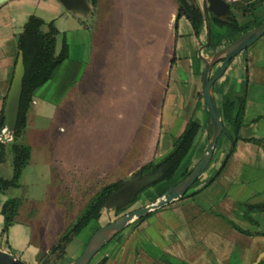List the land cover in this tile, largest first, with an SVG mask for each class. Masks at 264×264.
<instances>
[{"label":"crops","instance_id":"obj_1","mask_svg":"<svg viewBox=\"0 0 264 264\" xmlns=\"http://www.w3.org/2000/svg\"><path fill=\"white\" fill-rule=\"evenodd\" d=\"M224 1L234 16H242L241 7L254 0ZM155 2L167 6L165 34L150 39L146 32L144 39L135 38L133 48L129 37L141 35L142 29L118 28L116 22L112 26L114 15L119 16L120 0H96L86 19L66 11L56 0H8L0 5V110L18 52L16 38L29 15L52 21L57 30L51 58L63 43L66 46V57L56 73L31 94L20 137L29 147V161L21 172L19 186L0 191V206L8 197L20 198L15 221L0 233V250L35 264L37 256H43L49 247L47 235L40 232L37 236L33 229L37 211L60 204L67 183L78 189L84 176L107 181L127 177L144 163L159 159L168 152L188 118L199 124L187 154L192 167L202 157L210 125L200 93L203 62L199 55L208 57L230 40L222 39L215 28L217 42L199 51L206 32L195 35L184 15L177 18L173 29L175 1ZM96 11L101 17L93 26ZM253 11H261L262 23L264 0ZM106 22L109 25L104 29L102 23ZM239 54L229 60L211 87L218 106L228 89L240 90L246 76L238 139L222 170L195 194L129 222L95 254L91 264H250L258 258L257 264H264V234H244L232 227L264 231L260 227L264 212L250 213L257 226L243 217V205L264 202V34ZM218 65L209 69V75ZM57 118L65 128L56 126ZM85 126L92 149L87 147L90 162L82 166L79 159L85 153L81 139ZM57 145L59 155L54 160ZM229 147V138L223 134L217 161L206 173L212 175ZM69 154L70 160L66 157ZM10 158L6 146L0 152L1 178L11 176ZM57 160L63 167L60 173ZM41 162L48 164L49 177L39 184L33 177ZM34 204H38V210ZM2 222L0 214V230Z\"/></svg>","mask_w":264,"mask_h":264},{"label":"trees","instance_id":"obj_2","mask_svg":"<svg viewBox=\"0 0 264 264\" xmlns=\"http://www.w3.org/2000/svg\"><path fill=\"white\" fill-rule=\"evenodd\" d=\"M88 1L91 6H94L96 3V0ZM174 1L176 3V14L173 22V29L176 28L177 18L183 15V9H185L188 14L187 19L192 28V31L195 35H198L203 29V15L200 8L189 0ZM261 1L262 0H254L250 3L245 4L240 9L242 15L244 17H249L254 10L255 5L257 3H260ZM228 7L229 17L227 18V20L220 21L214 18L211 20V22L215 26L226 27L231 32L242 34L250 30L251 28L261 24L259 22H256L255 18L253 17L243 22H239L231 13L229 5ZM56 32L57 30L55 29L52 21L44 22L42 19L34 15H29L22 25L21 31L17 35L16 45L17 49L22 52L24 75L22 80V90L19 99L15 127L12 133V141L7 145V150L11 155V177L9 179L0 178V191H3L8 187L19 186L18 180L21 172L29 161V147L21 142L20 137L25 128L26 112L29 106L31 94L35 88L53 77L58 69L60 62L66 57V46L63 43L57 55L54 58H51L50 50L52 47L53 36L56 34ZM245 92L246 76L243 79L240 90L238 92H232L230 89H228V93L226 94L227 97L223 98L220 104L216 106L225 131V133L221 134L227 135L230 141V147L224 154L225 158H222L221 162L214 170L212 175L209 176V178L206 179L203 183H201V185L197 189L192 190L189 194L185 193L183 197L195 194L197 191L209 184L222 170L225 161L233 150L234 142L238 139V129L242 123ZM229 97H231L232 99ZM2 125L3 116L1 108L0 128L2 127ZM198 128V122L195 119L188 118L180 133L172 141L171 147L168 152L159 159L150 160L141 165L136 170V175L141 176L156 171L160 168L162 170L161 178L148 186H151L159 181L170 179L187 156L193 144ZM3 148L4 147L1 146V153L3 151ZM191 169L192 168L185 171L182 174L181 179H183ZM120 183L121 180L104 184L96 192H94L91 197L88 198L86 203L82 206V208L74 218V221L57 236L56 240L50 246L49 252L54 255L56 259H59L63 255L65 245L71 240L74 235H76L82 228H84L91 220L95 221L98 219L105 199L119 187ZM135 198L136 195L133 197L131 203L134 202ZM19 204V197H8L2 202L0 206V214L3 218L2 227L0 230L1 234H4L7 231V228L15 221V216ZM243 207V217L252 225L257 226L258 221L253 219L250 216V213L264 212V202L256 205H243ZM118 210L121 209H115V211ZM232 227L244 234H264V231L252 232L243 230L234 224H232ZM40 257L41 255L39 254L37 256V260Z\"/></svg>","mask_w":264,"mask_h":264},{"label":"water","instance_id":"obj_3","mask_svg":"<svg viewBox=\"0 0 264 264\" xmlns=\"http://www.w3.org/2000/svg\"><path fill=\"white\" fill-rule=\"evenodd\" d=\"M8 0H0V5ZM66 11L82 18L89 17L92 6L88 0H56ZM192 2V0H189ZM200 9L205 19L206 25V41L199 48V51L209 44V19H218L220 21L227 20L229 14V7L224 0H201ZM183 14L188 16L185 9ZM264 34V21L251 28L250 30L242 33L232 41L228 42L224 46L220 47L208 57H202L199 55V59L203 62V68L201 73L200 93L206 105L208 111L210 135L208 137L204 153L200 160L192 167L190 172L179 182L168 187L159 196L150 201L149 203L140 207L129 210L121 215L117 216L113 220L105 223L104 225L96 228L86 244L84 245L80 254L70 264H88L91 258L116 234H118L129 222L140 218L152 210L160 208L164 205L171 203L173 200L181 199L187 192L188 188L194 183L209 164L214 146L217 138L221 133H225L223 124L214 103L211 87L216 79H218L230 59H232L241 50L248 47L251 43L257 40ZM219 63L218 68L209 75V69ZM24 75V66L22 52L18 50L12 78L9 88L7 90L3 106L2 116L4 131L0 133L1 139L6 140L12 135L15 127L20 94L22 90V80ZM0 139V152L1 146L6 147L9 143H5ZM225 158V157H224ZM162 176V170L159 168L156 171L147 173L144 175H136L135 173L129 174L126 178L121 180L119 187L113 191L104 201L103 208L105 209H125L131 205V201L135 195L148 185L158 181ZM53 255L50 252H46L35 264H49L47 259ZM258 259L254 260L250 264H257ZM0 264H31L26 263L16 257L13 253L0 250Z\"/></svg>","mask_w":264,"mask_h":264},{"label":"rangeland","instance_id":"obj_4","mask_svg":"<svg viewBox=\"0 0 264 264\" xmlns=\"http://www.w3.org/2000/svg\"><path fill=\"white\" fill-rule=\"evenodd\" d=\"M138 2H135V0H120L119 8L120 10L118 11L117 9V14L119 12V16L117 15L115 17L114 15V21L112 26H114L116 23V27H131V28H136L139 31L142 29V34L140 35L139 33H136L133 37H129V42L131 43V47L133 48L132 45H136L137 41L135 38H139V36H142L143 39L146 36V32L148 33V37L150 39L155 38L156 36H164L165 34V27H166V4H163L164 6H160V4H157L155 0H137ZM200 1L201 0H192V2L200 8ZM139 4V5H138ZM258 4V3H257ZM114 8V7H113ZM115 9V8H114ZM231 9V7H230ZM141 11V12H140ZM231 13H235L230 10ZM114 12V11H113ZM104 12H102V15ZM94 15V17H93ZM92 15L93 20L91 21V24L94 26L95 23H98L100 20V17L98 12H94ZM98 15L97 17H95ZM235 18L239 22H243L249 18H255L256 22H259L263 20V14L261 11H252L251 15L249 17H244L243 15L241 16L240 14H236ZM107 17V15H106ZM103 20V19H102ZM107 21V19H106ZM104 22V21H103ZM116 22V23H115ZM108 23L106 24L102 23V27L106 29L108 27ZM204 28V26H203ZM217 28L220 30L221 37L222 39L225 38L226 40L232 41L236 37H238L237 33L234 32H229L226 27H217L215 26L211 21L209 22V46H213L215 42V36H214V29ZM204 34V31L206 32V28L201 30ZM205 41L207 38V35L205 33ZM220 41V39L218 40ZM122 42H125L122 40ZM205 43V42H204ZM240 53V52H239ZM236 54L235 57H239L240 54ZM238 69L240 70V67L238 66ZM224 72V71H223ZM223 74V73H222ZM240 74V71H239ZM241 75V74H240ZM56 121V126L59 127L60 125L64 127L63 124L60 123L58 118L55 120ZM209 130L207 131V136L209 137ZM57 135H60V133L57 131ZM223 137V134H221L215 143V147L213 150V157L211 158L207 168L203 171V173L200 175L199 178H197L194 183L188 188L187 194H189L192 190L196 189L203 183L208 177L210 176V172L206 173L210 167L217 161L216 158V152H217V146L219 142L221 141ZM83 143H84V149L85 153L83 155V158L80 157L79 159V164H82V166L88 164L90 161V157H87V147L92 149V138L91 135H88V129L87 126L84 127L83 129V136L81 137ZM208 140V139H207ZM70 153V152H69ZM59 155V146H55L54 151H53V158L56 160V156ZM70 155L68 160H70ZM190 156H186L183 162L179 165L178 169L175 171L173 176L168 179V180H163L159 181L151 186L145 187L141 191H139L136 195V198L131 205L125 209H121L118 211H115V209H105L102 208L99 213V217L97 220L93 221L91 220L84 228H82L76 235H74L69 242L65 245L64 253L63 255L59 258L56 259L54 255L52 257H49L47 259V262L50 261L49 264H70L82 251L84 245L86 244L87 240L89 239L90 235L92 232L104 225L105 223L113 220L117 216L121 215L122 213H125L129 210H132L134 208L142 206L146 202H150L153 199H155L157 196H159L163 191H165L168 187L174 185L177 183L179 180H181L182 174L187 171L188 169L192 168L191 163L189 162ZM53 160V161H54ZM66 161L69 163V161ZM58 162H55V165L58 168V172L60 173L62 171L61 169V164L59 160ZM194 167V166H193ZM63 168V167H62ZM136 171V170H135ZM134 171V172H135ZM133 172V173H134ZM207 174V175H206ZM206 175V176H204ZM38 176V177H37ZM37 176L35 175L33 177L34 180H37L39 184L45 183L48 180L49 177V170H48V164L46 163H39L37 166ZM126 177H115L114 179H103V178H95V177H87L84 176L83 178L79 179L81 181V185H78V189H76L72 184L67 183L69 180H67V185L68 187L64 188L66 189L65 192H63V201L60 202V207L56 204V206L53 208H48L43 211L38 210L36 207L37 205L34 204V212L35 213V219H36V227L33 228L35 230L36 235L41 232V234H44L43 236L47 235L49 247L46 249V252L49 251L50 246L52 245L53 241L51 242L53 238H57V236L65 230V228L70 225L73 221L82 206L86 203L89 197L93 195L94 192H96L102 185L107 184V183H112L114 181L118 180H123ZM64 191V190H62ZM54 196V195H53ZM43 203H50L49 201L42 200ZM54 205V204H53ZM259 213V212H255ZM257 216H260L259 214H256ZM258 218V217H257ZM134 221V220H132ZM261 228H264V224L260 225ZM46 239V237H45ZM55 241V240H54ZM46 243L43 242V246ZM45 248V247H44ZM45 254V253H44ZM42 257V256H41ZM40 257V258H41ZM96 256L94 255L91 260L89 261L88 264H91L93 259ZM19 258V257H18ZM39 258V259H40ZM38 259V260H39ZM23 260V259H21ZM37 260V261H38ZM36 261V262H37ZM26 262V261H25Z\"/></svg>","mask_w":264,"mask_h":264},{"label":"flooded vegetation","instance_id":"obj_5","mask_svg":"<svg viewBox=\"0 0 264 264\" xmlns=\"http://www.w3.org/2000/svg\"><path fill=\"white\" fill-rule=\"evenodd\" d=\"M201 10V9H200ZM202 12V11H201ZM184 15V14H183ZM203 15V14H202ZM185 16V15H184ZM187 17V16H186ZM228 17H229V14H228ZM227 17V18H228ZM212 19H209V22L211 21ZM203 26H204V28H206V25H205V19H204V17H203ZM218 64L220 63V62H217ZM219 66V65H218ZM218 68V67H217ZM10 166H11V158H10ZM136 172V171H135ZM134 172V173H135ZM136 174V173H135ZM11 177V176H10ZM9 177V178H10ZM200 177V176H199ZM1 178V177H0ZM9 178H7V179H9ZM2 179H5V178H2ZM19 181V180H18ZM9 188V187H8ZM7 189V188H6ZM47 252H49V251H47Z\"/></svg>","mask_w":264,"mask_h":264},{"label":"built area","instance_id":"obj_6","mask_svg":"<svg viewBox=\"0 0 264 264\" xmlns=\"http://www.w3.org/2000/svg\"><path fill=\"white\" fill-rule=\"evenodd\" d=\"M4 131V128L1 127L0 128V133H2ZM1 139V136H0ZM2 141H5V143H10L12 141V135L9 136V138H7L6 140L1 139Z\"/></svg>","mask_w":264,"mask_h":264}]
</instances>
